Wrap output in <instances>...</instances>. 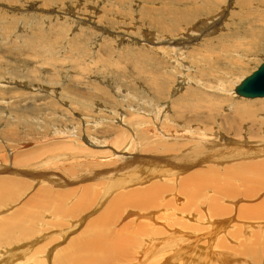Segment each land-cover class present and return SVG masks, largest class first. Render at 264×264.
I'll use <instances>...</instances> for the list:
<instances>
[{"label":"rangeland","instance_id":"374dc122","mask_svg":"<svg viewBox=\"0 0 264 264\" xmlns=\"http://www.w3.org/2000/svg\"><path fill=\"white\" fill-rule=\"evenodd\" d=\"M165 1L0 0V264H264V217H239L240 205L264 194L235 204L215 190L223 179L196 188L188 178L204 167L225 173L226 164H177L202 145L211 157L233 156L223 136L264 144V125L246 124L264 123V107L240 106L244 129L221 125L240 99H254L210 87L221 69L211 76L200 55L227 44L226 68L239 41L240 54L252 46L231 70L236 88L264 63V6L211 0L197 12L201 0ZM219 198L224 212L214 214ZM211 231L219 234L210 242Z\"/></svg>","mask_w":264,"mask_h":264},{"label":"bare ground","instance_id":"6f19581e","mask_svg":"<svg viewBox=\"0 0 264 264\" xmlns=\"http://www.w3.org/2000/svg\"><path fill=\"white\" fill-rule=\"evenodd\" d=\"M111 1V0H110ZM117 3H119V4H125V2H124V0H115ZM153 0H146V2H152ZM178 1H180V0H178ZM194 1V0H193ZM258 1V3L260 4V5H262V6H264V0H257ZM113 2H114V0H113ZM166 3L167 2H169V3H176L175 1H173V0H168V1H165ZM197 2L199 3L200 1L199 0H195V3L197 4ZM211 0H201V3L200 4H198L197 6H195L194 8H192V9H194L195 11H199V10H203L204 8H202L201 7V4H204V3H207L209 6L211 5V3L213 4V2L214 1H212L211 3ZM194 3V2H193ZM257 3V2H256ZM190 5V4H189ZM163 6V5H162ZM261 6V7H262ZM211 7V6H210ZM189 8V7H188ZM153 9V11H156L157 9H154V8H152ZM191 9V8H190ZM192 9H191V11H192ZM160 10H161V8H160ZM159 10V11H160ZM193 10V11H194ZM147 11V10H146ZM176 11V12H175ZM173 12H175L176 14V16L179 18L178 19V21H182V20H187L188 18H185L183 15H185L184 13H182L180 10H174ZM164 13V12H163ZM185 16H187L188 17V15H185ZM183 17H184V19H183ZM258 18H259V16H258ZM213 20V19H212ZM211 20V21H212ZM153 22V21H152ZM155 23H156V28H158L160 31H162V32H167V31H173L174 33H175V30H176V28H173V29H165L164 27H162L161 26V24H160V22H156V20H155ZM209 23V22H208ZM207 23V24H208ZM203 26H201V27H198L199 29L200 28H204L205 27V25H206V21H204L203 22V24H202ZM209 25V24H208ZM258 31V30H257ZM253 32H255V30H253ZM259 32V31H258ZM257 33V32H256ZM183 36H185V35H183ZM187 36H188V38H190V37H192L190 34H188L187 33V35L185 36V38L187 39ZM179 38V37H178ZM184 38V39H185ZM259 39V38H258ZM252 40V39H251ZM260 40V39H259ZM184 41V40H183ZM231 40H229V42H230ZM258 41V40H257ZM188 43L189 41H188V39L187 40H185V43ZM163 43V42H162ZM180 43V42H179ZM242 41H241V43H240V41L237 43V45H236V47H235V49H234V51L237 53V60H233V62L232 63H230V61H228L229 63H230V65L228 64V66H226V68H225V66L223 67L222 66V68H220V63H222V61H226V60H228V59H232V58H230L229 57V54L228 53H224L223 52V50H222V47H224V46H226L225 44H222V45H220V47L219 48H214V50H209V51H207V53H205V52H202L200 55H202V56H205L204 58H205V60L207 61V63H208V65L206 66V62L204 61V60H202V61H200V64H202L203 65V67L204 66H206L205 68L207 69V70H209V71H211L210 73H209V71H208V73L211 75V76H214V74H213V69H215V68H217V69H221V72H220V74L218 75V76H214V82H215V84L214 83H212L211 84V86H210V84H209V82L207 83H205V85L206 86H210V87H213L214 85H216V86H218L219 88H220V90L222 89H226L227 90V92L228 93H230V94H232V93H235L236 92V88H232V90H230V85L231 84H233L234 85V83L232 82V80H230V78L231 77H233V75L234 74H232L231 73V70H232V68L233 67H235L236 69H237V66L239 65V66H243L244 65V61H243V59L244 58H249L250 57V54H252L253 52H252V49H254L252 46H250V48L248 47V49H246L245 50V53L244 54H240V51H239V49L241 50V46H242ZM251 43V42H250ZM254 43V42H253ZM245 44V43H244ZM243 44V45H244ZM188 45V44H187ZM190 46V45H189ZM181 47V46H180ZM217 47V46H216ZM176 48V47H175ZM179 48V47H178ZM244 47H242V49H243ZM245 49V48H244ZM256 49V48H255ZM180 50V49H179ZM226 50H230V49H226ZM212 51H214L215 52V54H213V53H208V52H212ZM220 51L221 52H223V54H220ZM176 52H179V51H176ZM244 52V51H243ZM256 52V51H255ZM177 54V53H176ZM208 55H210V56H208ZM207 56V57H206ZM179 57V56H178ZM201 57V56H200ZM179 59V58H178ZM181 60V59H180ZM227 62V63H228ZM226 63V62H225ZM198 64V63H197ZM198 68V70H199V67H197ZM196 68V69H197ZM201 71H203V70H201ZM206 71V70H205ZM219 71V70H218ZM237 71V70H236ZM217 74V73H216ZM209 78H210V76H209ZM213 78V77H212ZM236 81V80H235ZM203 82H204V80H203ZM202 85H203V83H201ZM238 86V85H237ZM236 86V87H237ZM233 89H234V92H233ZM224 93V92H223ZM237 94V92L235 93V95ZM232 96V95H231ZM236 96H240L239 94H237ZM241 97H243V96H241ZM245 98V97H244ZM247 98V97H246ZM259 98H263V97H259ZM250 99H254V100H249V101H243L242 102V99H240L241 101V103L239 102H236L234 105H236L237 103V105H236V109H237V111L235 110H233V113L231 112L230 114H227L228 113V111H227V113L226 114H224V112H223V118H222V126L223 127H225V126H227V125H231L230 127H233L234 129H235V126H236V129H244L243 127H244V125H240V127H237V125L238 124H236V123H238L237 121H240L242 118H243V115H242V113L243 112H241L239 109H240V106H242V107H244V109L245 108H248V109H250V110H252L253 112H254V109H257V108H260L261 107V109L264 107V105L261 103V102H257L256 100L257 99H255V98H250ZM260 100H262L263 102H264V98L263 99H260ZM219 104V103H218ZM228 109V108H227ZM234 109V108H233ZM243 109V108H242ZM153 111V110H152ZM165 114V113H164ZM262 116H263V118H264V114H262V113H260ZM211 116V115H210ZM245 116H247L246 114H245ZM256 120V119H255ZM191 124V123H190ZM250 128H252V127H254V126H258V127H260V126H262V125H264V123H259V122H257V121H251V122H247L246 123ZM220 125V124H219ZM221 126V127H222ZM227 128V127H225V130H227L228 132H229V130L230 129H232V128ZM224 129V128H223ZM235 129V130H236ZM219 130V129H218ZM221 130V132H222V129H220ZM264 130V129H263ZM174 131L175 130H173V131H171L172 132V135H173V133H174ZM238 131V130H237ZM236 131V132H237ZM217 132V131H216ZM178 133H181V135L183 136V138H186L185 137V132L184 131H178ZM231 133V132H230ZM200 134V133H199ZM227 134V133H226ZM205 135V134H204ZM207 135H209V137H213L214 136V138H222V136H220V135H223L222 133H213V132H209V134H207ZM230 135V134H229ZM253 135V134H252ZM174 136V135H173ZM203 136V135H202ZM206 136V135H205ZM251 136V135H250ZM254 137H255V134L253 135ZM207 137V136H206ZM236 137V136H235ZM226 138V142L225 143H222V142H224V139ZM130 140V139H129ZM222 140V141H221ZM220 141H218V143L219 142H221L222 144H225V145H227V146H225V147H229V148H231V149H228V151L229 150H231V153H233V156L230 154V155H228L227 154V156L226 157H224V158H215V157H211V155H212V152H210L208 149H207V147H208V145L206 146H204V145H202V146H204V147H202V146H198V148H195V150H196V154H194L189 160H186V161H179V163H177L178 165H181V167L182 168H186V167H191V169H193V164H194V166L196 165V166H203V165H207V163H215V164H217V166H219L220 164H226V166L228 167V169L229 170H227L225 167V169H226V171H225V173L224 172H219V173H213V172H215L214 170H209V168L210 167H204V169H199V170H197V169H195L194 171H190L191 173H189V176H188V178H190L189 180H192L193 178H196L197 179V181L200 183V185H198V184H196V188H200L201 187V184L202 185H205V186H207L206 184V181L208 180V181H210L211 183L214 181V183L215 182H218V181H220V179H223L222 181H223V184H220V182H219V184L218 183H215L214 184V187H215V190H216V188H218L219 189V193L221 192V190L224 192H222L224 195V197L225 198H232L234 201H233V203H240V202H242L243 200H252V198H254V197H257V196H259V197H261L264 193H262V191L264 192V158H263V156H264V152H262V150L264 151V144L261 142V141H254L253 140V142L252 141H248V142H243V141H239V142H237V143H243V145H241V146H238V144L236 143V142H233V140H235V139H233V138H227V137H224L223 136V138L221 139ZM237 145H236V144ZM131 143L130 142H128V145H130ZM206 144V143H205ZM126 145V144H125ZM125 146V147H129V146ZM210 145H212V143L210 144ZM233 145V146H232ZM234 145H236V146H234ZM113 146V145H112ZM132 146V145H131ZM215 146H219L220 147V145L218 144V145H216L215 144ZM222 147H224L223 145H221ZM115 147V146H114ZM211 147H214V146H211ZM222 147H220V148H222ZM218 149V148H217ZM224 149V148H223ZM226 149V148H225ZM157 150V149H156ZM190 150H191V148H190ZM219 150V149H218ZM227 150V149H226ZM226 150H224V151H226ZM147 152L148 151H150V149H148V150H146ZM168 151V150H167ZM223 151V150H222ZM217 152H219V154H220V151H217ZM117 153H119V151L117 152ZM184 153H187L186 151L184 152ZM190 153V152H189ZM222 153V152H221ZM228 153V152H227ZM218 154V155H219ZM225 154H226V152H225ZM112 155V154H111ZM114 155V154H113ZM117 155V154H116ZM119 155H121L120 153H119ZM183 155V154H182ZM186 155V154H185ZM190 155V154H189ZM213 155H215L214 153H213ZM223 155V154H222ZM37 156V155H36ZM110 156V155H109ZM108 156V159H110L111 157H109ZM118 156V155H117ZM217 156V155H216ZM119 157V156H118ZM143 157V156H142ZM29 158H31V157H29ZM99 158H101V157H99ZM106 158V157H105ZM121 158V157H120ZM174 158V157H173ZM179 158V157H178ZM183 157H181V159H182ZM185 158V157H184ZM262 158V159H261ZM24 159H26V158H24ZM23 159V160H24ZM102 160L104 159V158H101ZM100 159V160H101ZM112 159V158H111ZM116 159H117V157H116ZM31 160V159H30ZM146 160V159H145ZM166 160V159H165ZM173 160V159H172ZM177 160V159H176ZM179 160V159H178ZM26 161V160H25ZM28 161V160H27ZM175 161V160H174ZM206 161H208L207 163H206ZM223 161V162H222ZM24 163H26V162H24ZM28 163H30L29 161H28ZM27 163V164H28ZM44 164V163H43ZM132 164V163H131ZM169 164V163H168ZM231 164V165H230ZM126 166H128V165H126ZM125 166V167H126ZM221 166V165H220ZM189 167V168H190ZM215 167V166H214ZM213 167V168H214ZM141 168V167H140ZM139 168V169H140ZM177 168V167H176ZM194 168H196V167H194ZM218 168V167H217ZM180 169V168H179ZM187 169V168H186ZM222 170H223V168H221ZM181 170V169H180ZM109 171V170H108ZM116 172V171H115ZM183 173V172H182ZM107 174V173H106ZM134 175V174H133ZM136 175V174H135ZM160 175H162V173L161 174H159L158 176H160ZM186 178V177H185ZM187 178V179H188ZM71 179V178H70ZM85 179V178H84ZM195 179V180H196ZM2 182H0V188H3L2 186H6V184H5V180H1ZM72 181V180H71ZM176 181V180H175ZM133 182V181H132ZM134 183V182H133ZM196 183V182H195ZM5 184V185H4ZM59 184V183H58ZM155 184H158V183H155ZM154 184V185H155ZM165 184V183H164ZM149 186H153V185H149ZM160 186H161V184H160ZM200 186V187H199ZM213 186V185H212ZM8 187V186H7ZM20 187V186H19ZM158 187H159V184H158ZM162 188H164V186L162 185L161 186ZM210 187V186H209ZM213 187V188H214ZM162 188H160V189H162ZM195 188V187H194ZM193 188V189H194ZM67 189V188H66ZM124 189H126V188H124ZM146 189H148V191L151 189V188H146ZM145 189V191H147ZM159 189V188H158ZM192 189V188H191ZM221 189V190H220ZM135 190H137V189H135ZM139 190V189H138ZM137 190V191H138ZM199 189H196V191H198ZM133 191V190H132ZM143 191V190H142ZM147 191V192H148ZM151 191V190H150ZM160 191V190H159ZM184 191V190H183ZM134 192V191H133ZM144 192V191H143ZM153 192V191H152ZM162 192V194H163V191H161ZM130 193H131V191H130ZM221 193V194H222ZM49 194V193H48ZM85 194V193H84ZM148 194V193H147ZM153 195L152 193H150L149 192V194L148 195ZM161 194V195H162ZM126 195V194H125ZM139 195H141L140 193H133V194H130L129 195V199L131 198H135V200L137 199V198H139ZM146 195V194H145ZM85 196V195H84ZM205 196V195H204ZM264 196V195H263ZM262 196V197H263ZM258 197V198H259ZM126 198V197H125ZM154 198H156V197H154ZM180 198V197H179ZM133 200V199H132ZM131 200V201H132ZM156 201V200H155ZM217 201V200H216ZM219 201H222L220 198L218 199V202L216 203L215 201L211 204V205H209V208L211 207V211H212V213H214V214H222L223 212H222V210L221 209H218L217 207H220L219 206ZM119 202V201H118ZM252 202V201H251ZM82 203V202H81ZM120 203V202H119ZM138 203V202H137ZM140 203H142V202H140ZM38 204H39V202H38ZM37 204V205H38ZM237 204V205H238ZM115 206H118V205H115ZM140 206V205H139ZM150 206V205H149ZM141 207V206H140ZM183 207V206H182ZM3 208V207H2ZM90 208V207H89ZM203 208V207H202ZM214 208V209H213ZM88 209V208H87ZM112 209V208H111ZM110 209V210H111ZM117 209V208H116ZM109 210V209H108ZM121 210V209H120ZM183 210V209H182ZM117 211V210H116ZM239 211H240V214H239V217H241V218H243V219H246V218H249V219H251V220H253V219H259V220H261L263 217H264V197H263V200L262 201H260V202H257L255 205H247V206H244V205H240L239 206ZM118 212V211H117ZM123 213V212H122ZM146 213V212H145ZM226 213V212H225ZM230 213H231V211H230ZM239 213V212H238ZM111 214V213H110ZM157 214V213H156ZM199 214H200V218L201 219H204V217L205 216H203V214H202V212H199ZM121 215V214H120ZM238 215V214H237ZM187 216H188V218H190V217H193L194 218V214L192 215V213H191V211L187 214ZM224 216V215H223ZM98 217V216H97ZM104 217H106V216H104ZM197 217V216H196ZM215 218V217H214ZM124 219V218H123ZM205 219H207V222H210L211 224H213L214 226H215V224H214V222L211 220V217L210 216H208V218H206L205 217ZM204 219V220H205ZM110 220V219H109ZM125 220V219H124ZM93 221V220H92ZM123 221V220H122ZM94 222V221H93ZM250 222V221H249ZM112 223V222H111ZM200 223V222H199ZM248 223V222H247ZM250 223H252V222H250ZM263 223V222H262ZM249 224V223H248ZM254 225H255V223H253ZM257 224V223H256ZM258 224H261V222L260 223H258ZM107 225V224H106ZM241 225V224H240ZM250 226H251V224H249ZM264 225V224H263ZM212 226V225H211ZM219 226V225H218ZM259 226V225H258ZM257 226V227H258ZM123 227V226H122ZM190 227V226H189ZM224 227V226H223ZM264 227V226H263ZM105 228V227H104ZM193 228V227H192ZM216 228L218 229V227L216 226ZM215 228V229H216ZM220 228H221V226H220ZM225 228H227V227H225ZM222 229H224V228H222ZM197 230V229H196ZM225 230V229H224ZM202 231H205V230H202ZM105 233V232H104ZM211 233H212V231H211ZM216 233V232H215ZM215 233H212V234H210V233H204L205 234V236L207 237V238H209L208 240L211 242V239L213 238V234H215ZM119 234V233H118ZM217 234V233H216ZM219 234V233H218ZM218 234H217V236H218ZM256 235V234H255ZM216 236V235H215ZM214 236V237H215ZM216 236V237H217ZM67 237V236H66ZM94 237V236H93ZM98 237V236H97ZM103 237V236H102ZM106 239V238H105ZM120 239V238H119ZM204 239V238H203ZM223 239V238H222ZM254 239V238H253ZM87 240H89V239H87ZM224 242H226V241H223V243ZM79 244V243H78ZM81 244V243H80ZM89 245H90V243H89ZM88 245V246H89ZM95 245V244H94ZM102 245V244H101ZM104 245V244H103ZM84 246V245H83ZM100 247V246H99ZM101 248H103L104 249V252H106V250H105V247L103 246V247H101ZM108 248V247H107ZM66 249V248H65ZM100 249V248H99ZM86 249H84V251H85ZM72 251V250H71ZM70 251V252H71ZM96 251V250H95ZM82 252H83V250H82ZM86 252V251H85ZM94 252V251H93ZM81 253V252H80ZM249 253H250V250H249ZM64 255V254H63ZM68 257V256H67ZM87 257V256H86ZM219 257H221V256H219ZM94 260V259H93ZM81 261H82V258H80V260L79 261H77L76 262V264H79V263H81ZM84 261L87 263L88 262V264H89V262H91L92 260H90L89 258L88 259H84ZM73 262V261H72ZM63 263V262H62Z\"/></svg>","mask_w":264,"mask_h":264},{"label":"water","instance_id":"95a60500","mask_svg":"<svg viewBox=\"0 0 264 264\" xmlns=\"http://www.w3.org/2000/svg\"><path fill=\"white\" fill-rule=\"evenodd\" d=\"M236 92L247 98L264 97V63L242 80Z\"/></svg>","mask_w":264,"mask_h":264}]
</instances>
